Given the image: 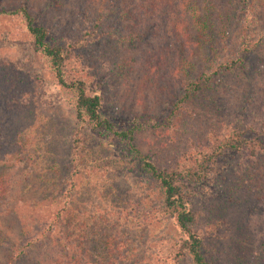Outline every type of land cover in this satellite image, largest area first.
<instances>
[{"label":"rangeland","instance_id":"1","mask_svg":"<svg viewBox=\"0 0 264 264\" xmlns=\"http://www.w3.org/2000/svg\"><path fill=\"white\" fill-rule=\"evenodd\" d=\"M200 1H205L204 6L210 0ZM122 2L134 8L133 0ZM101 5L100 0H0V264L20 250L22 256L13 264H51L50 259L63 261V254L73 264L75 259L80 264H105L107 260L115 264L114 258L121 260L125 255L119 264L131 260L134 264H192L187 254L177 255L183 251L180 245L186 236L162 208L159 192L138 163L128 157L126 143L76 119L74 93L57 84L42 56L31 48L16 11L26 10L35 24L46 29L48 38L64 36L68 45L75 41L84 45L68 53L67 77L74 74L83 79L85 92L100 98V114L115 128L124 129L136 118L143 123L144 116H158L162 80L146 76L145 60L167 55L169 68V55L181 58L180 45L172 46L180 38L170 35L173 21H169L156 27L151 38L118 41L116 32L114 38L103 35L87 46L89 38L82 29L101 26L89 17L95 8L103 9ZM168 15L172 16L170 10ZM180 22L179 36L184 32L192 36L194 28L183 12ZM161 34L170 39L163 45L167 53L161 48ZM185 49L189 59L196 61L200 51L195 42ZM173 74L179 76L180 69L175 68ZM258 92L252 90L255 104L246 122L264 112V93L259 97ZM9 98L14 101L11 105L6 101ZM212 121V130L217 132L221 121ZM74 133L79 143L73 142ZM173 133L169 128L163 134L142 127L134 130L130 143L156 167L174 160L186 163L194 156L197 142ZM188 145L190 152L184 149ZM236 163L234 151L208 163L203 180L184 184L189 198L185 206L197 214L194 230L206 231L203 256L211 264H264V255L257 252L259 230L254 221L251 224L260 209L246 205L219 215V208L207 204L225 197L219 183L225 187ZM249 225L253 232H247ZM238 234L242 242L253 239L251 246L240 250ZM208 236L218 239L213 244ZM228 237L234 247L225 254L214 253Z\"/></svg>","mask_w":264,"mask_h":264},{"label":"trees","instance_id":"2","mask_svg":"<svg viewBox=\"0 0 264 264\" xmlns=\"http://www.w3.org/2000/svg\"><path fill=\"white\" fill-rule=\"evenodd\" d=\"M100 1L103 9L95 8L89 17L93 18V24L98 21L101 26L95 29L94 25H91L89 30L88 27L82 29L83 36L89 38L85 44L87 46L100 41L103 35L114 38L116 32H118L116 37L118 41L125 38L139 40V37L142 39L144 36L151 38L156 32V27H163L162 25L169 21H173L170 35L180 38L173 42L172 46L176 48L180 45L181 58L176 60L175 54L169 55L171 58H169V68L167 55L147 57L145 60L146 76L150 79L162 80L160 84L162 97L159 100L162 107L158 116L149 118L144 116L146 118L144 124L136 118L131 121V126L128 128H115L109 119L100 114L99 96L85 92L84 80L74 74L67 77L69 69L66 63L70 50L77 45H84L79 44V41L68 45L64 36L59 37L58 40L48 38L46 29L35 24L26 10L18 8L16 11L22 17L25 35L31 48L42 56L46 68L57 84L74 93L73 106L76 119L84 121L99 134L104 133L123 140L128 149V157L134 158L133 163H138V168L149 184L159 192L162 208L173 217L179 230L186 236L180 245L183 251L179 250L177 255L187 254L192 264H211V260L203 256L202 247L206 231L201 228L199 231L194 230L198 224L197 214L185 206L189 198L184 184L203 180L208 163L212 164L226 151H234L237 156V163L229 170L232 178L227 181L225 187H222V182L219 183L221 186L219 188L226 195L207 204L211 208L214 206L215 210L219 208V215L223 212L232 214V210L237 212L240 207L246 205L252 210L260 209L254 215L251 224L254 221L253 225L259 230L257 252L264 255V112L246 122L247 114L255 104L252 101V90H259L257 95L259 97L264 93L263 2L210 0L206 5L201 6L205 1L133 0L134 8H132L127 7L122 0ZM169 10L174 19L168 15ZM182 12L186 14L188 23L194 30H191L192 36L183 31L181 38L182 34L180 36L179 34L182 30L178 25L181 23ZM167 38L164 34L160 36L163 50L167 48V46L163 47L166 45L165 41H170V39L167 41ZM191 38L193 40L189 44ZM193 41L200 51L196 61L189 59L185 49L192 47ZM219 43L223 44L219 45ZM172 60L173 67H171ZM195 66L197 68H194ZM175 68H179L181 73L177 77L173 74ZM11 99H6L9 105L14 102ZM4 108L8 107L4 105ZM214 119L221 121L217 132L224 128L220 134L212 130ZM142 127H150L154 133L163 134L169 128L179 139L188 140L191 137L197 142L194 146V156L186 163L174 160L172 164L162 168L156 167L146 155L141 154L130 143L134 130ZM2 135L0 131V140ZM79 141V135L74 133L73 142L79 143ZM190 148V145L184 147L186 152H190ZM250 225L245 226L248 227L247 232L249 230L253 232ZM238 236L240 250L251 246L253 239L242 242L243 236L240 234ZM208 237L213 244V240L218 239V236ZM0 242L1 245V238ZM223 242L226 243L223 246H214V253L225 254L224 251L234 247L231 246V237L223 239L220 245ZM22 253L20 250L16 256L6 259V264H13V260L21 257ZM66 257L67 254H63V261H57L56 258L49 261L51 264H73ZM125 258L126 255L121 260L114 258L113 263L119 264ZM78 260L75 259L74 262L80 264ZM104 262L110 264L108 260ZM125 264L134 263L131 260Z\"/></svg>","mask_w":264,"mask_h":264}]
</instances>
